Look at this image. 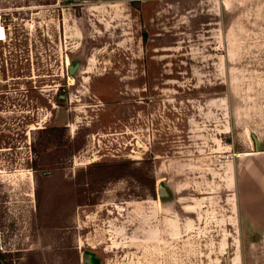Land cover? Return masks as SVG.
<instances>
[{
  "label": "rangeland",
  "instance_id": "obj_1",
  "mask_svg": "<svg viewBox=\"0 0 264 264\" xmlns=\"http://www.w3.org/2000/svg\"><path fill=\"white\" fill-rule=\"evenodd\" d=\"M233 1L0 0V264H264V0ZM50 126L64 177L151 158L155 197L120 179L45 228Z\"/></svg>",
  "mask_w": 264,
  "mask_h": 264
},
{
  "label": "trees",
  "instance_id": "obj_2",
  "mask_svg": "<svg viewBox=\"0 0 264 264\" xmlns=\"http://www.w3.org/2000/svg\"><path fill=\"white\" fill-rule=\"evenodd\" d=\"M64 126L44 127L42 132L41 146L44 155L42 158H35L32 161V167L40 166L41 163L50 165L45 169L41 168L40 179L46 183L44 189L39 188L36 191L38 201L37 216L38 221L44 224L45 228L57 230L58 228H68L71 226L68 219H62V224L57 216V210H69L72 212L76 206L94 205L98 203V198L104 187L110 182L120 179L133 180L139 189V196L155 197V176L153 173V162L151 158L141 160H100L91 162L85 168H80L72 176L64 177L60 174L59 167L56 165V152L49 151L52 147L57 151L62 145L66 148L63 153L71 155L79 149L77 141L62 142ZM51 155L52 158H47ZM44 157V158H43ZM41 160V161H40ZM54 160V161H52ZM48 161V162H46ZM51 161V162H50ZM64 205V206H63ZM63 206V208H61ZM57 221H59L57 223ZM32 256L38 254L37 250L31 251ZM65 258L67 264H73V260L78 261V255L70 259ZM39 258H36L38 260ZM11 258L8 264H11Z\"/></svg>",
  "mask_w": 264,
  "mask_h": 264
},
{
  "label": "water",
  "instance_id": "obj_3",
  "mask_svg": "<svg viewBox=\"0 0 264 264\" xmlns=\"http://www.w3.org/2000/svg\"><path fill=\"white\" fill-rule=\"evenodd\" d=\"M77 67H78V64L69 65L68 68H67L68 73H69V74H72V73L74 72V70L77 69ZM254 140H255V142H256V139H254ZM158 194H159V196H160L161 198L166 197V195L168 194V192H167V189L165 188V186H163V185H161V184L158 186ZM89 256H90V254L87 253V252H86V253H83V254L81 255L82 263H83V264H86V263H87Z\"/></svg>",
  "mask_w": 264,
  "mask_h": 264
},
{
  "label": "crops",
  "instance_id": "obj_4",
  "mask_svg": "<svg viewBox=\"0 0 264 264\" xmlns=\"http://www.w3.org/2000/svg\"><path fill=\"white\" fill-rule=\"evenodd\" d=\"M222 4L225 6V7H229V6H233L234 5V1L233 0H222ZM227 9V8H226ZM91 255V254H90ZM92 256V255H91Z\"/></svg>",
  "mask_w": 264,
  "mask_h": 264
},
{
  "label": "flooded vegetation",
  "instance_id": "obj_5",
  "mask_svg": "<svg viewBox=\"0 0 264 264\" xmlns=\"http://www.w3.org/2000/svg\"><path fill=\"white\" fill-rule=\"evenodd\" d=\"M86 264H95L94 257L90 255Z\"/></svg>",
  "mask_w": 264,
  "mask_h": 264
}]
</instances>
